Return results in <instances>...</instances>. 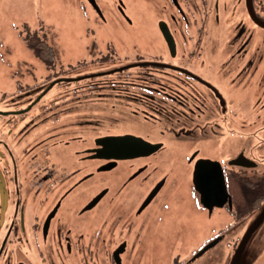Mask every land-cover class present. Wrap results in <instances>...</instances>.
Segmentation results:
<instances>
[{"label":"flooded vegetation","instance_id":"1","mask_svg":"<svg viewBox=\"0 0 264 264\" xmlns=\"http://www.w3.org/2000/svg\"><path fill=\"white\" fill-rule=\"evenodd\" d=\"M62 1L67 7L77 2ZM82 1L97 12L89 0H79L78 13ZM30 2L39 25L22 21L19 32L33 63L12 64V49L0 51V66L8 69L0 74V264H158L162 250L189 241L195 245L190 254L174 255L171 263H204L207 249L196 255L200 249L215 238L223 241L238 224L234 199L264 201V58L256 61L264 53V0H169L182 29L174 32V13L158 19L166 52L123 62L124 54L112 48L96 49L86 60L65 64L59 29L52 26L51 37L41 33L46 19L54 20L49 0ZM120 2L117 8L130 21ZM1 4L12 10V0ZM209 15L215 43L227 23L226 45H235L226 60L217 47V66L210 64L218 57L211 58ZM160 22L170 31L173 51ZM234 57L236 65L227 69ZM38 62L45 72L27 80ZM81 62L96 71L75 76ZM253 85L251 93L243 91ZM225 122L228 131L242 133L239 139L250 140L226 157ZM121 135L140 142L117 147L108 140ZM202 141L211 142L212 152ZM242 155L251 165L234 162ZM206 158L215 165L195 177L197 161ZM217 163L231 204L209 211L202 200L220 197L212 181ZM216 210L237 213L236 221L208 238V217Z\"/></svg>","mask_w":264,"mask_h":264},{"label":"rangeland","instance_id":"2","mask_svg":"<svg viewBox=\"0 0 264 264\" xmlns=\"http://www.w3.org/2000/svg\"><path fill=\"white\" fill-rule=\"evenodd\" d=\"M46 3V0H44ZM100 6V10L103 13L104 17H100L94 8L88 3H82V9L78 13L75 8L78 9V2L73 1L72 3L66 2L70 7L64 4L62 1V6L60 0H49V7L47 8V14L54 16L51 22H44L41 26L44 27L41 33H46V36H53L52 32L54 28H58L61 32L60 43L61 46V57L62 61L65 64L67 61L72 63H77L81 59H88L90 52L95 54L96 49H101V52L114 49L115 52L119 54H124L120 56L121 61H131L135 58L134 54H141L145 59L152 58L149 53L154 52H166L165 44L162 38L159 36L158 24L157 21L159 18L164 16L168 17L170 20V12L174 13L179 18V14L175 11L173 7L171 10L167 6L169 0H122L124 2V11L127 16L130 18V21L121 14L118 6H121L120 0H97ZM190 2L192 0H189ZM30 0H12V10H9V7H5V4L0 5V29L2 30V35L0 34V51L7 47L12 49V53L8 55L12 64L18 63V60L26 59L28 62L33 63L31 60V54L26 52V44L24 42L23 36L19 32L21 27V22H29L31 26L39 25L32 13V8ZM75 4V8H74ZM85 4V5H83ZM183 5V4H182ZM44 10V7H42ZM86 9V14L83 13V10ZM39 10V9H36ZM34 11V10H33ZM165 14V15H164ZM207 26L210 25L213 20L209 15L207 18ZM175 33H178L182 29L180 18L174 22H171ZM225 31H222V34L219 38L220 45L215 43L214 34L216 27L210 25L209 33L213 40V51L215 53L211 58H216L221 55H217V47L220 50H224L225 60L228 59V54L233 52L234 44L231 47L226 45L227 40L230 39V33H228L227 23ZM264 30V29H263ZM220 32V29H218ZM18 39H17V38ZM16 39L18 41H16ZM1 40L3 42H1ZM93 41H95L93 43ZM210 40L208 43H211ZM184 41L181 37L180 40V49L184 48ZM94 44V45H93ZM255 45L259 47L263 46L259 42ZM206 48V46H205ZM210 48V46H209ZM227 49V50H226ZM264 49V46L263 48ZM2 54H0L1 58ZM264 58V53L261 52V56H256L257 65H259L260 60ZM222 58L218 57L215 60L211 61V65L217 66ZM34 61V60H33ZM36 61V60H35ZM82 61V60H81ZM264 61V59L262 60ZM57 64H62L61 62H56ZM37 65L35 71L29 72L27 80L35 79V77L40 76V74L45 72L44 66L42 63H35ZM0 65H4L0 63ZM236 65L235 57L233 61L227 60L225 64L226 68H232ZM83 62L77 65L75 72L73 74L77 77L87 76L90 72L96 71L88 68ZM7 73L8 69L6 67L2 68L0 66V74ZM82 81H86L83 79ZM252 86L251 90H243L245 93H251L253 91ZM241 96V94H240ZM240 112L245 111L244 107L238 105L236 107ZM239 123V120L236 121ZM242 122V121H241ZM240 122V123H241ZM261 124H264V121H261ZM224 154L226 157L232 152L233 149H238L241 146H249L250 140L239 139L237 136L242 135V133L237 130H227V122L224 123ZM228 127H231L230 125ZM248 130V129H245ZM229 135V136H228ZM229 137V138H228ZM263 138V135H262ZM215 143V142H214ZM200 146L204 149L205 152H212L210 150L213 145L211 142H200ZM231 144V148L228 145ZM250 173L251 171H247ZM241 200V199H239ZM241 202V201H240ZM242 203V202H241ZM248 203V202H247ZM236 211L239 212L240 216L238 219V224L233 226L226 232L224 235L223 241H219L211 247L207 248V260L202 264H230L231 259L234 255L235 249L238 247L240 238L243 235L242 233L246 230L250 223L255 219L258 213L264 209V201L258 199L255 204L252 206H237ZM248 209V211H247ZM234 214L223 210H216L208 217V238H210L214 229H220L227 224L233 223L236 221ZM235 223V222H234ZM238 226V227H237ZM189 231V230H188ZM187 231V232H188ZM234 235V236H233ZM235 235H237L238 240H234ZM230 238V240H229ZM228 241V243L226 242ZM190 241L188 244H183L182 246H177L173 249L162 250L160 254V262L158 264H172V258L174 255H179L178 258H183L190 254V251L193 250L194 246L189 247ZM233 244V246H231ZM244 250L239 254L238 264H264V220L261 225L253 231L248 237L247 244L244 246ZM155 254V253H154ZM157 254V253H156Z\"/></svg>","mask_w":264,"mask_h":264},{"label":"water","instance_id":"3","mask_svg":"<svg viewBox=\"0 0 264 264\" xmlns=\"http://www.w3.org/2000/svg\"><path fill=\"white\" fill-rule=\"evenodd\" d=\"M89 1L95 7V9L97 10V12L100 15H102V12H101L99 6L97 5L96 1L95 0H89ZM121 11H122V9H121ZM258 24H260V22H258ZM260 25H264V24L262 23ZM160 30L164 34L165 39H166V42L168 43L171 51H173V49H174V41H173V39L171 37L170 31H169L167 25L165 23H163V22H160ZM108 140H112L113 141V144L116 145L117 147L123 145L126 142H137V141L140 142V138L139 137H134L133 135L114 136L112 138H108ZM200 160H201L200 162L197 161L196 165L197 164L198 165L195 166V170H194V176L195 177H197V175L199 173H202V174H204V176H206L207 175V172L212 167V164L215 165V163H216L215 161H212V160L207 159V158L206 159H200ZM234 162L235 163H238V164H243V165H251V163H252L251 160L245 158L243 155L242 156H239L238 158H236L234 160ZM218 170H219L218 174L215 176V179L212 180V181L214 183L216 182V184H217V186L219 188V192L218 191H214V193L216 195L220 196L219 199H208V201L202 200L203 204L206 205L209 208V211H211L212 205L221 206L224 202H226V200H228L229 205L231 204V198H230V196L228 198V192L226 190V184H225L224 176H223V173L221 171V168H220L219 164H218ZM263 220H264V209L260 212V214L255 218V220L252 222V224L246 229V231L242 235L241 241H240L238 247L234 251V255H233V258H232V261H231L230 264H237L239 254L244 249L245 243L247 241V237L255 229L258 228V226L261 224V222ZM218 240L219 239L215 238V239L209 241L206 245H204L200 249V251L196 255H198L199 253H201L203 250L207 249L208 247H211L214 244H216Z\"/></svg>","mask_w":264,"mask_h":264},{"label":"trees","instance_id":"4","mask_svg":"<svg viewBox=\"0 0 264 264\" xmlns=\"http://www.w3.org/2000/svg\"><path fill=\"white\" fill-rule=\"evenodd\" d=\"M261 187H264L263 185H261ZM229 190L231 191V188H232V186H230V184H229ZM248 188H251V187H248ZM235 200V204L237 205V206H245L246 204H248V206L250 207V206H252V205H254L255 204V202H256V200H258L257 198L256 199H253V200H239V199H234ZM242 203H241V202ZM248 202V203H247ZM247 211H248V209H247ZM253 222V221H252ZM251 222V223H252ZM251 223H250V225H251Z\"/></svg>","mask_w":264,"mask_h":264}]
</instances>
